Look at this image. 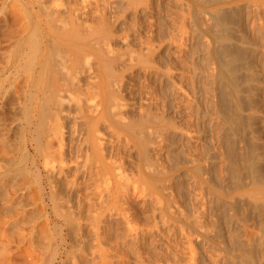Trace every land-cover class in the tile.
I'll list each match as a JSON object with an SVG mask.
<instances>
[{
  "label": "bare ground",
  "instance_id": "obj_1",
  "mask_svg": "<svg viewBox=\"0 0 264 264\" xmlns=\"http://www.w3.org/2000/svg\"><path fill=\"white\" fill-rule=\"evenodd\" d=\"M11 1L15 2V5L17 2L20 8H15L12 3L15 12L11 13V17L6 14L7 17L4 18L6 25L3 26V43L9 44V47L3 49V70L0 69V72L3 71V102L0 105V144L3 147L1 150L3 159H0L3 160V194L1 192L0 194L3 195V212L7 214L8 212L10 214L12 210L15 211V208L17 210L28 205L31 209L29 207V212H24L26 214L22 210L23 215H20L21 213L19 214L17 210L16 213L20 216L16 217L11 214L10 217L7 215V221L4 218L6 224L3 225V233H0V264H111L107 261L110 256L106 258L105 254L110 255V248L112 249L117 242L111 243L112 247L111 244L109 246L106 243L109 248L107 247L108 250L104 249L102 244H105V241L101 242L103 239L99 233L102 227L98 228L103 217L100 218L99 224L98 219L102 213L108 212V210L111 212L118 205L121 207L120 200H122L121 203L126 202V204L124 202L126 206L123 205L124 208H129L126 198H131L129 193L137 190L135 188L138 183L130 184L131 178L124 172L127 165L125 167V159L121 153L126 147L134 149L137 153L139 174L148 185L151 193L149 196H154L153 199L157 198L155 195L158 193L162 196L163 201L157 198V203L160 204V211L164 218L181 224L182 231L185 226L187 229L198 232L200 226L197 222H184L178 215L181 210L175 206L174 197L166 192L169 190V185L166 183L172 181L173 173L184 168L189 175L197 179L199 185L204 186L213 202L214 231L204 235L198 233L199 236L208 242L225 246L226 233L223 223L229 221V244L232 247H230L231 250H227L226 246H223L224 251L231 256V264H250L249 259L253 260L254 257L251 251L252 246L254 243L258 244L257 241H261L259 238L254 239L256 235H250L246 224L249 221H255L260 232L264 235V204L245 201L238 197H228L233 192L249 185L256 187L264 185V24L261 22L262 24L260 23L259 26V38L261 39L259 44L261 57L259 56V59L261 58V62H259L260 65L257 63L258 69L255 68L252 57L255 49L250 48V42L242 27V16L238 10L222 8L206 12L211 21L210 27L207 30L197 31L194 35V43L198 45L201 38L208 37L205 49L209 54L210 61L215 66V71L210 75L216 84L214 105H210L215 106L223 126L219 136L222 144L220 155H222L227 171L226 177L217 183L220 179L216 181L214 178L216 176L213 173L214 167H212L216 156L211 151L210 145L208 146L209 143L203 138L207 134L206 118L211 110L202 106V102L205 104L207 102L202 96L200 99L197 97L195 101L200 110H198L196 120L197 127L204 135L202 140L204 142L203 162L205 166L203 167L199 162L188 166L185 162L184 152L179 147L182 138V135L179 137V134H182L183 129L175 124L174 117L172 119L169 116L173 105H170L168 95V84L175 85L176 82L173 80L175 77L173 73L168 71L171 63H165L167 56L163 57L162 55L166 41L162 33L158 32L159 36H156L155 39L154 35L151 36L148 33L144 35L145 38L139 35L138 42L136 41L138 49L133 51L134 48H131L133 46L130 47L132 50L128 48L131 50V52L129 50V59L127 58L130 61L128 69L140 66L144 72V78L142 73L138 72L144 79L141 86L144 90L138 88V98L133 97L131 101L123 94L124 80L122 76L125 70L114 71L116 63L119 60L121 63L125 57L123 53H120V49L115 51V56L111 58L110 55H114L113 49L109 50V46V48L103 46L106 45V42L104 44L101 42L104 39L93 40L97 42V45H100L99 42L103 44L98 46L94 66L95 60H92L94 59L92 55L86 56L87 54L84 52L92 49L95 42L92 45L91 41L87 43V39L85 41L83 35L80 36V30L79 33L73 34L72 29L71 31L67 29L68 23L80 24L81 13L78 16L79 10L76 7L62 12L60 9L48 5V0ZM197 1L202 5H212L223 0ZM139 3L141 2L139 1ZM139 3L136 1L134 6ZM128 6L125 5L126 8ZM121 9L123 10L124 6ZM128 10L131 11L129 8ZM137 11L135 10V12ZM142 13L144 14V12ZM193 17L197 25L196 12ZM98 19L106 24L105 14H102ZM97 23L99 24V20ZM103 23L99 25L101 26ZM105 24L102 27H105L104 30L108 29ZM140 24H144L148 29L152 26L151 22V26L149 22L145 21H140ZM99 25L94 24L92 28L94 26L98 28ZM97 28L96 32L100 30ZM89 29L88 31L92 33L91 36L98 37L95 35L96 32ZM71 34L74 38H76L75 35L79 37L72 39ZM100 35L102 33L99 32V38ZM104 35L106 39L109 38H107L109 34L104 33ZM119 38L122 39L121 36ZM73 40H80L79 42L83 41L84 43H74ZM198 45H195L193 50L196 54H199L196 49ZM102 47L109 50L110 59L104 57L107 54L102 52ZM99 48L101 49L99 50ZM108 50L103 51L108 52ZM117 52L120 54L117 55ZM83 53L84 57H82ZM168 59L170 58L168 57ZM197 60L199 61V57L196 62ZM195 65L196 69L192 79L195 93H198L200 87L197 84L201 67H198V62ZM164 66L168 70H164ZM119 68L117 69L119 70ZM86 73H90V76L88 74L85 77ZM91 73L94 76H91ZM138 73L137 75H139ZM137 79L132 80L135 85L140 82ZM172 89L173 93L174 88ZM172 93L171 95L174 94ZM174 107L179 110V106L175 105ZM128 110L137 112V115L130 116ZM70 123L69 128L72 129L68 128L70 130V134H68L71 143L67 142L68 136H65L68 132L66 128ZM101 124H105L108 130L110 129L108 132L112 137H109L108 141L101 130ZM105 135H108L107 131ZM16 136H18V142L15 145L19 148L17 149L19 155H15L17 146L13 147ZM113 137L117 139L116 142ZM167 146L171 148L169 152L171 157L169 156V158L176 161V166L171 171L163 169L164 164L160 158V155H164V148ZM154 151L156 153L153 157L152 152ZM79 178H81L80 182L77 180ZM103 184L106 187L99 190ZM170 185L172 186V184ZM180 187L179 185L178 188L180 189ZM139 188L143 189L144 187ZM103 192L105 193L103 194ZM262 192L264 193V190ZM262 192L259 194L262 195ZM73 194L78 196H75L78 199L74 197L75 201L77 200L74 201L76 205L70 199ZM225 205L227 209L229 207L233 210L232 215L227 216L221 213L220 207ZM173 208H177V211ZM132 209H128L130 215L134 211ZM13 211L12 213L16 214ZM114 212H117L116 209ZM114 212L113 214H115ZM126 212H128L127 209ZM38 215L41 217L39 219L41 223L38 220V224L29 225L32 228L28 226L30 234L26 237L25 232L20 230L23 225L21 223H31ZM83 215L87 220L91 218L96 222L90 225L91 228L89 227L94 236L93 242H88L89 246L92 243L91 248L88 246L90 250L82 244L83 242L78 243L76 240L77 235L79 236L81 233L82 228L79 227L82 224L76 226L74 221ZM130 215L127 214V219H130ZM87 220L80 221L85 222L84 225H86ZM130 220L131 224L134 220L133 218V221ZM17 223L21 224L20 228L18 227L20 224L17 225ZM13 225H16L15 228L18 227L19 232L22 231L24 234L21 232L22 234L19 235L14 231L9 235V231L15 229L11 228L14 227ZM87 226H83V228ZM41 227H46L47 231ZM9 228L11 229L9 230ZM14 233L19 236H15ZM12 236H15V239ZM1 237L3 238L1 239ZM5 240L7 243H16L14 248H19L27 241L28 249H24L26 255L24 257L23 254L24 258L22 255L20 257L24 260L15 261L12 259L14 254L12 252L13 256H11L7 251L10 247L8 248L9 244L5 245ZM84 242L86 244V241ZM106 245L104 246L106 247ZM120 246L117 245V248ZM261 246L264 248V243ZM129 247L127 246V248ZM17 250L16 253L20 251ZM87 251H91V258L86 255ZM87 256L90 259H87ZM247 256L248 260L245 259Z\"/></svg>",
  "mask_w": 264,
  "mask_h": 264
},
{
  "label": "rangeland",
  "instance_id": "obj_2",
  "mask_svg": "<svg viewBox=\"0 0 264 264\" xmlns=\"http://www.w3.org/2000/svg\"><path fill=\"white\" fill-rule=\"evenodd\" d=\"M136 1H138V3L140 1L141 3L137 4V6H134L136 4ZM6 2L7 0H0V69L1 70H3V49L9 47V44L3 43V26L6 25L5 24L6 19L4 18L7 16L11 17L12 16L11 13L15 12V10L13 9L20 8L19 7L20 5H18L17 2H16V5H15V2L11 0H8L7 3ZM127 2L128 0H48V5H50L52 8L60 9L62 12H65L68 9L74 8V7H76L79 10L78 16L81 13L79 17L80 24L68 23L67 29H69L70 31L72 29L71 32H74L73 34L79 33V30H80V33H81L80 36L83 35L84 40L87 39V41L85 40L87 43H90L91 41L92 42L91 45H92L95 42V44L92 45V49L87 50V51L85 50L84 52L87 54L86 56L92 55V58H94L92 60H95L94 63L91 60L94 66L96 62L95 55L98 54L97 52L98 46L100 45L102 46L106 42L105 43L106 45H103V46H107V47L109 46L110 47V48L108 47L109 50L113 49L112 53L120 49L119 50L121 51L120 53H123V56L125 57H123V60H121V63H120V60L116 63V65L117 64L118 65L117 67L115 65V70L114 69L113 70L114 71L125 70L122 76L124 80L123 94L128 100H131V101L133 97L138 98V88L141 90H144V88H141L142 84L144 83V79H143L144 72L140 66H136L133 69H128L130 65L129 64L130 61L128 60L130 56L129 50L131 48L132 49L134 48L133 51L135 49H138L136 48V46L138 47L137 38L139 35L144 37V35L148 33L151 36L154 35L155 36L154 39H155L156 36L157 37L159 36L158 32L162 33V35L165 37V40H166L163 46L162 55L163 57L167 56L165 63L166 62L168 64L171 63V65L169 64L170 70L167 69L168 65H166L167 68L164 66V70L167 69L171 74L173 73V75L175 76L173 77L174 78L173 80H175L174 82H176L174 83L175 85H173L172 83L168 84L169 85L168 95H169L170 105H173V108L171 109V111H169V116H171L172 119L174 117L175 124L183 129V131L181 132L182 134H179V137L182 135L181 141L179 142L180 144L179 147L180 149H182V152H184L185 162L187 163L188 166H190L193 163L199 162L204 167L205 164L203 160L205 156V151H204V142L202 139L205 138L207 143H209L208 146L210 145L209 147L210 149H212L211 151L216 156V160H214L215 163L213 164L214 166L212 167H214L213 173H214V176H216L214 178H216V181L220 179V181H217V183L218 182L220 183L221 180H223L226 177L227 171L225 170V164L223 162L222 155H220L222 152V149H221L222 144L220 141L221 138L219 136L222 133L221 130L223 126L221 125L220 115L215 110V106L212 107L214 105V95H215L214 87L216 86V84L210 75L215 71L214 70L215 66L212 63V61H210L209 54H207L206 49H205L207 48V44L209 40L208 37L204 36L203 38H201V41L199 40V45H200L199 46L198 44L194 43V35H196L197 31L200 32L202 30H207L210 27L211 21L208 15L206 14V12H210V11L213 12V11H216L222 8H233L232 10H238V12L241 14L240 16H242L241 17L242 27H243L245 36L248 37V40L250 42V48H252L253 50L255 49L254 51L252 50L255 56L253 54L252 57L254 58L255 68L258 69L260 65L259 62H261V58L259 59V56L261 57V54H260L261 50L259 51L260 49L259 44L261 42V39L259 38L260 37V32H259L260 27L259 26L261 22L264 24V0H223L218 3H213L212 5H202L197 0H148V2L147 0H130L129 2L131 4L129 2L128 4ZM12 3L15 5V8L12 7L13 5ZM125 5L126 6L129 5V6L126 8ZM123 6H124V9L122 10L121 7ZM117 7L120 9L118 10ZM128 8L131 9V11L128 10ZM135 10H138V11L135 12ZM117 11L119 12L117 13ZM16 12H18V10ZM121 12L122 14H120ZM142 12H144V14ZM194 12H196V16L198 20L197 25L193 17ZM102 14L103 15L105 14V16L107 17V19H105L106 24L103 23L104 21L101 22L100 19H98V18H101ZM81 15L84 18H82ZM119 16L120 18L122 16L123 17L120 19ZM260 19L262 20L260 21ZM8 20L11 21V19H8ZM98 20H99V24L103 23L101 26L97 23ZM140 21H145L147 23L149 22L150 26H151L150 24L151 22L152 29L149 28L150 29L149 30L144 24L141 25ZM94 24L96 26L99 25L100 28L99 26L98 28L96 26L92 28ZM104 24L108 26V29L106 28L104 30L105 27L102 28ZM154 24H155V27H154ZM88 26L90 29L88 28ZM156 26L158 29L156 28ZM161 26L163 27L161 28ZM96 28L100 30L96 32L97 31L95 30ZM88 29L94 33L96 32L95 35H98V37L91 36L92 33H90ZM148 30L151 32H149ZM99 32L100 34L102 33L103 37H101L102 35H100V38H99ZM258 32H259V35H258ZM104 33H106V35L109 34L107 35V38L109 37L108 39H106ZM73 34H71L72 37H73ZM236 35H238V33H236ZM119 36H121L122 39L119 38ZM75 37L76 38L73 37L72 39H77V37L79 36L75 35ZM97 38L99 41H101V39H104V41L103 40L101 41L103 44L97 40L100 44V45H97L96 44L97 42L93 41V40H96ZM81 39L83 40L82 37ZM130 39H131V42H129ZM79 41L80 40H73L74 43H84L83 41L81 42ZM195 45H198L196 46V49L198 50L199 54H196L193 52ZM104 48L106 49V51L108 50L106 47ZM104 48L102 47L103 50H105ZM128 48L130 49L128 50ZM100 49L101 48H99V50ZM103 50L102 52H105L104 54H107L106 56L103 55L104 57L109 58L110 56H112L111 58H113L115 56V53L114 55L111 54L110 56H108L110 54L109 50L108 52L103 51ZM84 53H83V56L81 55L82 57L85 56ZM118 53L119 52H117V55L120 54ZM168 57L171 60L168 59ZM198 57H199V61L197 60V62H198V67L199 66L201 67V69H199L201 73L200 74L201 78L200 77L198 78L199 83L197 85H199L200 91L198 93H195L196 90L194 89V81L192 79L193 78L192 75L194 74V70L196 69L195 64L197 63L196 59ZM117 68H119V70ZM1 72H0V105H2V102H3V71ZM138 72L142 73L143 78L141 77L142 75H140V73ZM92 73L95 74L94 72ZM137 73L139 75H137ZM88 74L90 76V73ZM88 74L86 73L85 77H87ZM93 74L91 76H94ZM134 79H137L138 82L139 81L140 82L139 83L137 82L138 84L136 83L137 85H135V83L132 81ZM170 85H173V86H170ZM172 88H174V91H173L174 94L172 93V90H173ZM171 93L173 95H171ZM200 96L203 97L204 101L205 100L207 101L206 104L202 102V106L206 107L207 110H211V112L209 111L210 112L209 116L206 118L207 134L205 136L200 131L199 127H197L198 123L196 121L198 117V112L200 110L198 108L199 107L198 103L195 101V99L197 100V97L200 99ZM210 104H212V106ZM175 105L179 106V110H177V107H174ZM128 111H129L128 114L130 116L137 115V112H134L133 110H128ZM243 113L246 114V112H243ZM256 113L257 112L255 111V114ZM104 125L101 124V127H102L101 130H103L104 137L106 136L105 139H107L108 141L109 137H112V135L110 136L111 134V133L109 134L110 129L108 130L107 126L106 125L104 126ZM69 126H71V123L66 128L68 132L67 131H66L67 133L65 132L66 133L65 136L66 137L68 136V138H66L67 142L71 141L69 132L72 128L71 127L69 128ZM68 128L70 130H68ZM105 130L107 131V134L109 136L105 135L106 134ZM201 133H202V136L200 138ZM16 137L14 138L15 141L13 140L14 141L13 147L17 146L15 144H17L16 142H18V136ZM114 138L115 137H113V139ZM116 141L117 139L115 138L114 142ZM127 148L128 147H126L125 150L123 149L124 151L123 153H121L125 159V163H126L125 167L127 165L126 167L127 170L125 168L124 172H126L125 175L127 176L129 175V178H131L130 179L131 181H129L130 184L135 185V182L136 184L138 183L135 189L140 190V191L135 190L133 191V193H131L132 192L131 191L132 189H131L130 190L131 192L129 191L130 192L129 196H132L131 197L132 199L130 197L126 198V200L128 199L127 204L129 203L128 205H130V206L127 205V207H129L130 209L133 208L132 210H134L133 211L134 213L133 212L131 213L132 216L129 213V210H128L129 208H124L126 207L125 206L126 202L124 201L125 202L124 204V202L121 203L122 200H120L119 204L122 205L121 207L118 205L117 207H114V210L112 211L110 210L111 212H109L108 210L110 214L107 211L102 213L98 219V224H99L101 220L100 218L103 217L101 220L102 222L98 225V228L99 227H102V228L98 230L100 231L99 233L101 234L100 236L102 237L101 239H103L101 240V242L105 241V244H102L104 249L106 248V250H108L111 243L115 244L117 242L116 245H114V247H112L113 244H111L112 249L110 248V251H109L110 253L107 251V253H109L110 255L105 254L107 255L106 258L110 256V258L107 261H109L111 264H231V260H232L231 256L225 253L223 244L218 245L212 242H208L207 240L199 236V234H202V235L206 233L211 234L214 231L215 217H214V212L212 209L213 202H212V198L210 197V195L206 192V189L204 188V186L202 187V185H199V183H197V179L189 175L186 172V169L184 168L181 169L180 171H175L172 175V179H171L172 181H170L169 183H166L169 185L168 186L169 190H167L166 192L170 194L172 197H174L175 206L177 208L179 207L181 210V211L178 210L180 214H178L177 212L176 213L181 216L184 222H188V221L192 223L197 222V224L200 226L198 229V232L187 229L185 226H183L184 231H182L180 227L181 224L173 220H170L169 218H166V217L164 218L162 216L161 211H160V204L157 203L158 200L163 201L162 196L160 195V193L155 195L158 198V200L157 198L153 199L155 198L154 196L152 197L149 196L150 190L148 189V185L145 182V179L141 177L139 174V164H138V161L136 160L137 153L136 151H134V149L129 148L130 149L129 150ZM15 149H16L15 155H19V152H18L19 150H17L19 149L18 146ZM1 150H3V147H1V144H0V158L3 159V154H1L3 153V151ZM170 150L171 148L167 146L166 148H164V155L163 156L160 155L162 164H164L163 169L166 171H171L176 166V161L169 158ZM152 153L154 157L156 151ZM2 159H0V185L2 186V187L0 186L1 187L0 192L3 194V174H2L3 173V160ZM80 179L81 178L77 180L79 181ZM114 184H115V180H114ZM170 184H172V186ZM178 184L181 186L180 189L178 188L179 186ZM104 187H106L105 184H103V187L100 188L99 190H103ZM139 187L141 188L144 187V188L140 189ZM263 190H264V185L257 186V187L253 185H249L248 187H245L244 189L233 192L228 198L238 197V198L244 199L245 201L248 200L251 202H260V204L261 203L264 204V193L262 192ZM260 192H262L263 194L260 195L259 194ZM104 193L105 192H103V194ZM2 194H0V233H3V225L6 224V222L4 223L5 221L4 218L7 221V215H9L10 217H11V214L12 216L16 215V217L23 215L24 212L26 211H27L26 213L29 212L28 210L30 207L28 205L25 208H21V209L19 208L17 209L19 212L16 210V208L14 209L15 211L12 210L15 213L16 211L19 214L21 213L20 215L18 213L13 214L12 211L10 214L9 212L7 214L6 212H3V195ZM72 196L73 197H70V199H72L71 201L74 202L75 199H78L76 198L78 196H76L75 194H73ZM129 198L131 199V203H130ZM73 202L72 204L75 203ZM74 205H76V203ZM177 208H173V210L177 211ZM115 209L117 211L116 213L119 212L118 214L114 212ZM126 209L128 212H126ZM220 210L223 215L230 216L233 214V210H231L229 207L227 209L226 205L221 206ZM113 212L115 214H113ZM3 213H6V214H3ZM126 213L130 215L129 218L131 220L127 219L128 216ZM124 215H126L127 217ZM82 217L81 216L79 217L81 221L82 219H84V221L87 220L84 215ZM132 218L134 221L132 220ZM39 219H41V217L38 215L35 217V219H33V221H31V223L29 222L21 223L23 224L22 226L20 223H17V225L20 224L18 227L20 228L21 226L20 230H23L26 234V237H28L30 234V232H28L29 230L28 228L29 227L32 228V226H29V225H35ZM78 219H76L77 221L75 220L74 223L76 226H78V224L79 226L82 224L81 225L82 227L81 226L79 227L80 229L82 228V230H80L81 233H79L80 234L79 236L77 235L76 240L78 241V243L83 242L82 244L88 247L90 245V243L88 245V242H93L92 239H94L93 233H91L92 230L90 229L92 226L90 225L96 222L90 218L91 220L89 219L90 221L89 220L87 221L88 222L92 221V222L88 224V222L86 221L87 224L84 225L85 222L83 223L80 220L78 221ZM129 220L133 222H131L130 224ZM40 221L41 220H39V223H41ZM225 222L223 223V225H224L225 233H226V238H225L226 247L225 246L224 247L227 248V250H231L230 247H232V245L229 244L230 243L229 242L230 241V234H229L230 233L229 232L230 223L229 221L227 223ZM13 226L14 227H11V228H15L16 225H13ZM83 226H87L88 228L87 227L83 228ZM94 226H96V224H94ZM18 227L15 229H12V231L10 230L11 228H9L10 230L9 235H11L10 232L13 234L14 231L15 233H19L20 235L22 231L19 232L20 230H18L19 229ZM42 227L41 229L43 230L45 229L47 231L46 227L45 228H42ZM16 229L18 230V232H16L17 231ZM246 229L250 233L251 236L256 235V238L254 239L259 238V240L261 241V242L257 241L258 244L254 243L252 246L251 251L254 257H253V260L249 259V262H251L250 264H264V248L261 246L264 243V235L260 232L259 227L255 221H249L246 224ZM24 232L22 233L24 234ZM15 233H14L15 236H19L18 234L16 235ZM188 234H189V237H188ZM90 235L93 237H91ZM15 236H12V237H14L15 239ZM2 238L3 237H1V239ZM90 238H91V241H89ZM84 241H86V244ZM127 241H128V245H127ZM25 242L24 244L19 246V248L18 247L14 248V246H16V243H12V242L7 243V241L5 240V245L9 244L8 248L10 247L9 249H7V251H9L10 254L12 252L14 254V256L13 254H11V256H13L12 257L13 260L15 261L24 260L23 258L26 255L24 251L28 249L27 248L28 243L27 241ZM106 243L109 244V246H107ZM123 243L124 245H122ZM104 245H106V247ZM117 245L118 246L121 245V246L117 248ZM91 246H92V243H91ZM91 246L89 247L91 248ZM127 246H130V247L127 248ZM90 248L88 250H90ZM114 248H116V250H114ZM121 248L122 249L124 248L123 252ZM16 249L20 251L17 250L18 252L16 253ZM128 249L130 250V252H128L129 251ZM124 251H126L127 254ZM18 253L20 254V256H17L19 255ZM90 253L91 251L89 252L87 251L86 255H89L91 258L92 253L91 254ZM23 254H24V257H23ZM21 255L23 258H20ZM89 256H87L88 258L87 257L86 258L90 259ZM245 259L248 260V256Z\"/></svg>",
  "mask_w": 264,
  "mask_h": 264
}]
</instances>
